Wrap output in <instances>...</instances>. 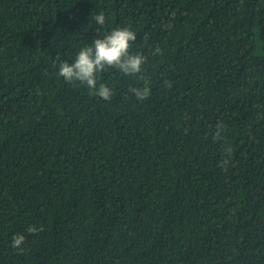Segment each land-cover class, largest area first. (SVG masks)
<instances>
[{"label": "trees", "instance_id": "trees-1", "mask_svg": "<svg viewBox=\"0 0 264 264\" xmlns=\"http://www.w3.org/2000/svg\"><path fill=\"white\" fill-rule=\"evenodd\" d=\"M125 27L110 101L58 75ZM0 264H264V0H0Z\"/></svg>", "mask_w": 264, "mask_h": 264}, {"label": "clouds", "instance_id": "clouds-1", "mask_svg": "<svg viewBox=\"0 0 264 264\" xmlns=\"http://www.w3.org/2000/svg\"><path fill=\"white\" fill-rule=\"evenodd\" d=\"M93 18V17H92ZM97 25H104L106 17L103 12L94 17ZM136 40V34L130 28H115L103 36L95 39L90 47H83L77 53L74 63L61 60L60 56L56 57L59 62L58 75L63 77L69 84H79L93 90V94L99 98L110 101L113 95L112 89L106 84L99 83L98 74L108 68H115L125 75H136L142 73V67L146 62V57L142 54H132L130 48ZM159 51V49H157ZM171 87V85H169ZM129 92L134 94L135 98L143 102L151 94L150 86L145 82L142 88H130ZM217 139L220 138L219 130L216 133ZM223 161L222 166L227 164ZM27 231L35 234L43 231V228L29 226ZM25 237L21 234L15 235L12 241V247L23 251L21 245Z\"/></svg>", "mask_w": 264, "mask_h": 264}]
</instances>
